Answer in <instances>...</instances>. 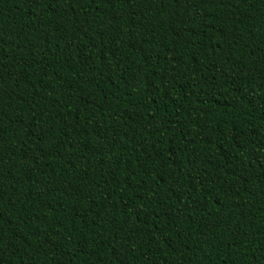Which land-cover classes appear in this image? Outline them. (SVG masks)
<instances>
[{"label": "trees", "instance_id": "obj_1", "mask_svg": "<svg viewBox=\"0 0 264 264\" xmlns=\"http://www.w3.org/2000/svg\"><path fill=\"white\" fill-rule=\"evenodd\" d=\"M0 264H264V0H0Z\"/></svg>", "mask_w": 264, "mask_h": 264}]
</instances>
